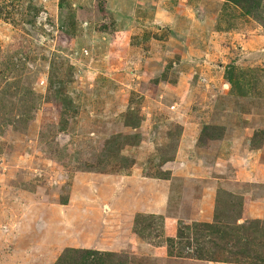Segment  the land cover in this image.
<instances>
[{
    "label": "rangeland",
    "instance_id": "374dc122",
    "mask_svg": "<svg viewBox=\"0 0 264 264\" xmlns=\"http://www.w3.org/2000/svg\"><path fill=\"white\" fill-rule=\"evenodd\" d=\"M0 264H264V0H0Z\"/></svg>",
    "mask_w": 264,
    "mask_h": 264
},
{
    "label": "trees",
    "instance_id": "16d2710c",
    "mask_svg": "<svg viewBox=\"0 0 264 264\" xmlns=\"http://www.w3.org/2000/svg\"><path fill=\"white\" fill-rule=\"evenodd\" d=\"M87 253V252H86ZM84 256L83 255H80L79 257H78V260H80V261H82V260H84Z\"/></svg>",
    "mask_w": 264,
    "mask_h": 264
}]
</instances>
